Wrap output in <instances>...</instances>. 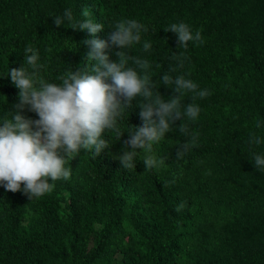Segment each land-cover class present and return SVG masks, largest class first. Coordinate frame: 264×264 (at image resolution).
Here are the masks:
<instances>
[{
    "label": "trees",
    "instance_id": "1",
    "mask_svg": "<svg viewBox=\"0 0 264 264\" xmlns=\"http://www.w3.org/2000/svg\"><path fill=\"white\" fill-rule=\"evenodd\" d=\"M68 9L75 20L103 24L95 37L101 40L121 19L144 24L148 31L141 43L127 51L149 61L151 79L165 100L173 96L172 85H163L161 77L175 65L174 54L185 51L169 26L184 22L200 31L204 42H189L183 67L168 74L183 75L211 94L194 101L201 109L197 120L184 121L198 139L182 159L176 151L190 136L176 121L153 146L151 155L164 159L162 166L145 171L149 153L141 149L136 167L123 168L117 157L124 141L142 125L137 97L118 119L121 138L106 131L109 148L98 157L81 149L65 164L70 178L55 181L51 193L29 200L0 184V264H95L121 227L128 237L116 254L122 264H212L217 254L229 256L219 253L221 226H264V183L248 193L237 177L229 179L234 173L226 180L220 174L264 170L254 166V154L264 155V0H0V123L19 103L8 72L23 66L28 46L37 50L39 75L49 83L87 65L90 47L84 41L93 37L67 21L54 24ZM144 41L151 42L150 52L143 51ZM118 51L106 50L110 62L117 61ZM192 96L185 94V105ZM21 114L39 119L27 108ZM253 134L259 145H250ZM63 192L69 195L65 206L58 197ZM208 226L215 227L213 238L206 235Z\"/></svg>",
    "mask_w": 264,
    "mask_h": 264
},
{
    "label": "clouds",
    "instance_id": "2",
    "mask_svg": "<svg viewBox=\"0 0 264 264\" xmlns=\"http://www.w3.org/2000/svg\"><path fill=\"white\" fill-rule=\"evenodd\" d=\"M82 15L89 17L90 13L84 10ZM53 20L57 27L67 21L71 29L86 31L93 37L84 41L90 47L86 55L88 63L79 70L66 71L58 76L59 83H49L39 75L43 65L38 63L37 50L28 46L24 64L31 71L24 64L19 69H9L8 76L19 90V103L14 106L16 111L10 112L11 115H6L0 123V184L6 191H22L29 200L51 193L55 181L70 178L71 171L65 164L81 149L98 157L109 148V141L104 138L106 131L121 138L123 133L118 127V119L137 97L140 98L142 125L129 131V139L124 141L122 155L117 157L123 168L131 170L136 167L137 150L141 149L149 153L143 160L145 171L162 166L165 160L151 155L153 146L176 121H182L179 131L190 136V140L177 149V159H182L195 146L198 136L190 132L184 121L197 120L201 109L194 101L211 93L199 89L195 82L183 75L173 78L168 73L183 67L189 42H204L200 31L193 32L184 22L169 26L167 32L176 35L178 47L185 51L174 54L175 65L170 64L168 73L161 77L163 85H172L168 88L172 89L173 96L165 100L151 79L149 61L127 51L134 44L141 43L142 32L148 31L144 24L135 19H121L115 23L108 39L101 40L95 37L104 25L91 19L75 20L71 9ZM110 46L120 49L115 53L116 62H110L106 54ZM142 47L145 53L152 50L150 41H144ZM186 93L193 94V102L187 105L184 104ZM25 108L36 113L39 119L22 115ZM260 143V138L253 134L250 145ZM254 166L264 169V155L254 154Z\"/></svg>",
    "mask_w": 264,
    "mask_h": 264
},
{
    "label": "rangeland",
    "instance_id": "3",
    "mask_svg": "<svg viewBox=\"0 0 264 264\" xmlns=\"http://www.w3.org/2000/svg\"><path fill=\"white\" fill-rule=\"evenodd\" d=\"M228 172L234 173V176L232 178L229 177V179L236 180L234 177H237L242 181L241 187L247 189L248 193H254L253 190L257 188V185L261 182V184L264 183V170L261 172L253 169H243L236 172L234 169H222L220 171V174H223L222 180L228 179ZM245 175H247V178L244 177ZM58 197L60 198V203L65 206L69 195L63 192L59 193ZM206 229L207 237L213 238L212 233L215 227L208 226ZM218 231V238L221 237L223 239L219 247V253L221 250L226 251L229 253V256L220 257L217 254V258L211 262L212 264H264V226L257 227L246 222L245 225H239L238 228H235L232 223H227L221 226ZM226 241L228 244L223 245ZM127 244L126 228L121 227L117 231L114 241L100 257L96 258L95 264H122L116 258V254L124 249Z\"/></svg>",
    "mask_w": 264,
    "mask_h": 264
}]
</instances>
